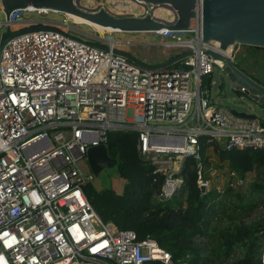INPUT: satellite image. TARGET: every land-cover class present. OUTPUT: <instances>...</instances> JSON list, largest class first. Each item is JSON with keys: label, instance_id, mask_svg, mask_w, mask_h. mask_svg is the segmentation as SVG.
Wrapping results in <instances>:
<instances>
[{"label": "built area", "instance_id": "obj_1", "mask_svg": "<svg viewBox=\"0 0 264 264\" xmlns=\"http://www.w3.org/2000/svg\"><path fill=\"white\" fill-rule=\"evenodd\" d=\"M131 2L135 6L123 13L109 8L111 3L90 9L79 0L77 6L117 17L177 20L168 6ZM158 7L169 10L171 18L156 16ZM50 12L15 10L7 19L0 8V33L24 22L56 29L15 37L1 54L0 264H175L156 240H141L135 231L121 230L96 213L84 191L96 177L87 152L107 147L112 132L137 133L141 158L155 167V180L163 178L156 199L165 202L185 185L188 158L197 163L198 187H209L202 138L210 150L217 143L229 152L264 151L263 121L214 105L210 88L204 87V78H212L215 66L223 69L224 62L207 54L220 51V43L203 41V0H197L192 31L153 32L169 39L166 48L192 52L181 67L165 71L114 54L120 48L115 42L72 35L69 23L74 21L67 13L62 23L25 20L27 14ZM223 54L235 64L236 56ZM243 184L229 172V186Z\"/></svg>", "mask_w": 264, "mask_h": 264}, {"label": "trees", "instance_id": "obj_2", "mask_svg": "<svg viewBox=\"0 0 264 264\" xmlns=\"http://www.w3.org/2000/svg\"><path fill=\"white\" fill-rule=\"evenodd\" d=\"M236 66L264 86L239 63ZM211 81L210 77L204 78V87L210 88ZM137 141L138 134L132 131L109 135L108 153L117 161V172L124 182L122 193L113 188L98 190L93 184L84 187L88 201L104 222H112L121 230H133L141 240L147 237L156 240L171 253L175 264H262L264 214L251 221L244 215L264 208V151L229 152L213 143L212 151L219 162L246 184L236 187L227 184L222 191L213 188L202 193L194 168L197 163L188 158L185 185L172 199L160 202L156 197L163 178L155 180V167L141 158ZM201 146L205 166L211 144L202 138ZM252 172L256 173V179L248 183L247 175ZM204 174L207 178L206 169ZM237 250L242 253L235 258Z\"/></svg>", "mask_w": 264, "mask_h": 264}, {"label": "water", "instance_id": "obj_3", "mask_svg": "<svg viewBox=\"0 0 264 264\" xmlns=\"http://www.w3.org/2000/svg\"><path fill=\"white\" fill-rule=\"evenodd\" d=\"M153 6H168L177 13L174 24H167L151 18L117 17L105 10L91 11L78 7L79 0H0L1 10L10 18L15 10L38 9L55 13H67L82 17L94 24L111 28L124 33H153L163 28L175 32H190L194 28L196 18L197 0H141ZM56 30L46 25L26 26L18 31L7 27L0 34V59L4 46L13 38L38 31ZM203 41H216L220 43V51H207L214 59L223 61L225 72L232 90L245 94L249 99L264 109V86L244 71L239 69L223 53L230 46L243 44L246 46L264 48V0H203ZM91 45L109 51V47L99 43ZM113 53L127 58L133 64L150 70L165 71L180 63L184 58L192 55V52L178 54L162 63H149L139 59L130 52L122 49H113ZM234 114L255 118L256 115L238 113ZM87 162L98 176L103 170L116 167L117 161L109 156L105 145L91 147L87 152ZM202 193L206 188H201Z\"/></svg>", "mask_w": 264, "mask_h": 264}, {"label": "rangeland", "instance_id": "obj_4", "mask_svg": "<svg viewBox=\"0 0 264 264\" xmlns=\"http://www.w3.org/2000/svg\"><path fill=\"white\" fill-rule=\"evenodd\" d=\"M113 1L115 2V5H118L119 3H123L126 5L132 0ZM80 2L84 6H93L92 8H94L99 5L108 4L110 3V0H80ZM156 14L160 15L161 13L156 12ZM62 16L63 15L61 13L55 12H50L45 16H39L37 14H27L25 15V20H49L57 23H62L64 20V17ZM0 17V19L2 20L3 15H0ZM25 23L26 22L20 25L13 26L12 30H21L22 28L26 27V25H24ZM69 28V32L76 37L87 40L100 41L103 43H108V41L115 42L120 47L119 49L126 50L134 56H137L139 59L153 64L167 61L168 59L176 56L179 50L177 48H166L163 43L165 41H168L169 39L167 40L153 33L128 34L124 32H113L114 34L105 33L104 35H100V33H97V31H95V29L92 27L86 25H77L73 22L69 23ZM5 29L6 28H3L1 30V33ZM248 47L249 46L239 43L233 46L231 53L236 56L235 65L236 63H239V65H241V67L244 68L250 75H253L255 78L260 80L261 83H264V48L253 50L249 49ZM178 67H181L180 63L174 65L172 69H176ZM211 79L212 82H214L210 85L211 101L214 105L227 107L238 113L256 115L264 123V109L254 101L249 99L247 96H245V94L232 90L231 84L225 72L219 66H215ZM205 169L207 172V178L210 180V185L207 188V191L213 188L222 191L228 184L229 169L226 164L219 162L218 156L212 150L207 151V161L205 164ZM254 179H256L255 172L247 175V180L249 181L248 183H251L250 181H253ZM93 185L98 190H101L103 188H113L119 193H122L124 188V182L120 178L116 167L103 170L98 176L95 177ZM246 186H248V184ZM263 214L264 208L258 207L254 210L246 212L244 218L251 221ZM241 253V250H237L235 258L241 256Z\"/></svg>", "mask_w": 264, "mask_h": 264}, {"label": "bare ground", "instance_id": "obj_5", "mask_svg": "<svg viewBox=\"0 0 264 264\" xmlns=\"http://www.w3.org/2000/svg\"><path fill=\"white\" fill-rule=\"evenodd\" d=\"M110 3L111 5H109V8H111L114 12H119V13H123L124 11H128L129 9L133 8L135 5L132 3V2H129L128 6H126L125 4L123 3H119L118 5H115L114 1L113 0H110ZM87 8H90L92 9L93 6H87L85 5ZM0 7H1V3H0ZM163 11V12H162ZM156 12H160L161 14L158 15L156 14ZM155 14L156 16H159V17H163V18H171V14H170V11L169 10H166L164 8H161V7H158L156 8L155 10ZM70 15V18H72V20L74 21L75 24L77 25H86V26H89V27H92L95 29V31H97V33L99 32L100 35H104L105 33H113V32H119V31H116L114 29H111V28H106V27H102V26H99L97 24H94L82 17H79V16H76V15H72V14H69ZM50 17V16H49ZM63 17V16H62ZM61 17V18H62ZM56 18V17H55ZM72 23V22H70ZM76 26V25H75ZM82 29V28H81ZM92 33V32H90ZM114 34V33H113ZM129 34V33H128ZM145 34V33H144ZM97 35V34H96ZM126 35V34H125ZM147 35V34H146ZM109 36V35H107ZM117 36V35H116ZM102 37V36H101ZM136 37V36H135ZM143 38V36H142ZM124 39V38H123ZM109 40V39H108ZM126 40V39H125ZM168 40V39H167ZM146 41V40H145ZM148 41V40H147ZM109 42V41H108ZM139 42V41H138ZM144 42V41H143ZM129 43V42H128ZM218 42L215 41V44H217ZM142 45V44H141ZM150 46V45H149ZM232 48L233 46H230L227 50H226V54H230V52L232 51ZM220 64V63H218Z\"/></svg>", "mask_w": 264, "mask_h": 264}]
</instances>
